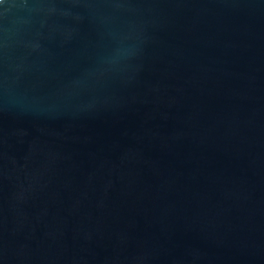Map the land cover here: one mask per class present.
<instances>
[{
	"label": "water",
	"instance_id": "95a60500",
	"mask_svg": "<svg viewBox=\"0 0 264 264\" xmlns=\"http://www.w3.org/2000/svg\"><path fill=\"white\" fill-rule=\"evenodd\" d=\"M0 264H264V0H0Z\"/></svg>",
	"mask_w": 264,
	"mask_h": 264
}]
</instances>
